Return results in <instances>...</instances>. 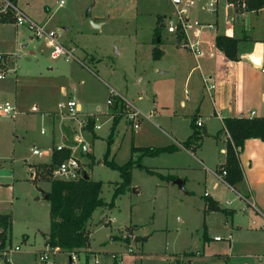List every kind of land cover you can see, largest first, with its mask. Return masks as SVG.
Instances as JSON below:
<instances>
[{
    "label": "rangeland",
    "instance_id": "obj_1",
    "mask_svg": "<svg viewBox=\"0 0 264 264\" xmlns=\"http://www.w3.org/2000/svg\"><path fill=\"white\" fill-rule=\"evenodd\" d=\"M209 1L199 5L197 0L188 17L206 26L202 38L213 43L217 29L207 27L211 18L205 17L210 15L205 9ZM59 2L15 0L31 22L56 32L57 40L73 50L74 59L52 60L46 39H37L29 27H17L13 20L0 23V54L4 56L0 72L9 71L0 80V109L10 104L18 111L15 119L0 116L1 176H6L7 184L18 183L15 203L9 185L0 188V212L13 215V234L0 248V264H70L65 252L53 253L47 263L40 261L43 251L52 254L43 238L50 228V203L36 183L49 193L53 179L45 164L48 160L32 152L36 146L51 147L62 137L69 144L84 138L91 145L83 157L86 172L102 183L101 198L107 204L113 201L122 178L105 164L106 153L119 166L130 160L142 165L132 170L131 184L115 200V207L107 205L94 213L88 225L89 246L73 256L75 264H95L96 260L98 264H171L169 260L264 264V247L260 251L248 247L254 235H261L250 231L252 201L246 202L216 177L217 153L222 156L214 144L206 140L199 150L141 157L142 149L165 148L175 138L185 141L192 132L191 114L202 97L199 70L187 83L197 63L185 49L177 48L175 36L167 31V18L174 16L169 0H67L63 8ZM224 2L220 0V7ZM228 3L239 13L246 1ZM195 9L201 15H193ZM222 10L230 11L226 5ZM95 22L102 27L95 28ZM263 27L264 17L257 18L255 32ZM156 31L162 37L159 48L169 51L159 61L153 59ZM224 32L233 36L232 25ZM184 54L186 69H180ZM64 88L81 105L79 121H97L100 130L89 126L80 131L79 121L70 118L58 125L56 114L66 99ZM113 93L126 104L114 131L119 112L112 113L108 105ZM135 110L140 113L138 130L126 117ZM177 180H186L187 186L181 189ZM216 182L219 186L214 188ZM210 199L219 202L221 211L206 213ZM16 246L21 250L15 251Z\"/></svg>",
    "mask_w": 264,
    "mask_h": 264
},
{
    "label": "crops",
    "instance_id": "obj_2",
    "mask_svg": "<svg viewBox=\"0 0 264 264\" xmlns=\"http://www.w3.org/2000/svg\"><path fill=\"white\" fill-rule=\"evenodd\" d=\"M206 2L207 0H198L199 5H204L206 4ZM210 3H212V7H210ZM219 3L220 0H210L205 7V9L210 14L205 17L211 18V21L208 20V25L215 26V29H217V34L214 38L211 36V34H208L209 38L215 39L213 43L209 42L206 38H202L204 41L203 47L206 51V55L196 58L190 52L177 45V48L180 47L181 50H184V52H186V54H189L191 57H193L195 62L197 63V65L191 69L190 74L187 78V83L189 82V78L194 71H200L202 82V97L200 99L198 108L196 109L194 114H191V116L192 118L196 117L197 121L203 123L202 129L206 128V135L202 134V143L199 148H201L202 144L207 140L219 149V154L222 157H219L217 153L218 159L215 162L216 170L214 171V174L218 178L220 175L218 173L219 170L226 163L227 144L229 142V139L226 141L225 138L226 129L224 120L227 118L238 117L264 118V37H262L264 35V27L259 33L257 31L255 32V30L253 29L255 20L259 17H264V9L252 12L243 9V11L236 13L234 12V8L232 6H229L227 8H229L230 11L226 12L225 10L223 12L222 8L225 7V5L227 6L228 0H225L221 7ZM196 14L201 15V11H196L195 9L193 11V15L196 16ZM96 23L97 22L93 23V26L95 28L97 27V29H100L103 25ZM227 25H232L233 36L227 35L224 32ZM211 29H214V27ZM66 30L68 31V28H66ZM218 35H227L229 37H234L237 39H243V37L247 36L250 39L248 41L242 40L240 42V59L238 61L229 60L222 51L217 49L216 37ZM159 45H156V47L161 50V48H159ZM162 53L163 54L161 56V59L164 55H167L169 51L166 50V52ZM186 57L187 56L185 54L180 55V69H186ZM255 59H259L260 62L257 63ZM161 73L164 74L166 72L162 71ZM206 78L211 79V84L214 86V88L208 90L204 82ZM62 91L63 95H65L67 92L65 88L62 89ZM32 109L37 110V106L33 105ZM192 133L193 130L191 134ZM191 134L188 136V138L191 136ZM188 138L185 141H179L177 140V138L174 139L175 143L179 145L178 151H190L180 146V144L185 143ZM199 148L197 150H199ZM224 150L226 151L225 153L223 152ZM240 162L244 172L243 182L237 186V190L229 186L227 183L226 184L232 190L239 193V196L246 202L252 201V203L249 204L251 205L253 210L256 211L257 215L254 214V216V211H251L252 227L250 231L252 232V234L261 235H254L252 242L248 245V247L251 249H256V251H260L259 249L264 247V236H262L264 235V233L262 232L264 230V142L260 139L247 140L245 142L243 152L240 155ZM1 169H3V165L0 167V170ZM29 170L31 173V167H29ZM5 177L6 176H1L0 171V188L2 186L9 185V190H11L10 199L11 201H13V203H15V199H17V196H15V189L18 183L14 182L12 184H7L4 181ZM182 181H185L184 186L186 187L187 181ZM222 181L225 182L224 180ZM37 183L36 188L39 191L45 193V191H43L42 185H37ZM218 186L219 183L216 182L214 184V188H217ZM213 201H215L220 207L219 202H217L216 200ZM244 210L246 211L247 208H245ZM205 211L206 213L210 212V210L208 209V204H206L205 206ZM1 215L4 214L0 212V216ZM5 215L11 216L13 234V215ZM259 229H261L262 231L259 232ZM49 231L43 233L45 246L47 242V234H49ZM205 239L209 240L207 235L205 236ZM41 252L42 251H40V253ZM81 253H79V255ZM169 261L171 262V264L180 262H176V260H174V262L173 260ZM95 264H98L97 260L95 261Z\"/></svg>",
    "mask_w": 264,
    "mask_h": 264
},
{
    "label": "trees",
    "instance_id": "obj_3",
    "mask_svg": "<svg viewBox=\"0 0 264 264\" xmlns=\"http://www.w3.org/2000/svg\"><path fill=\"white\" fill-rule=\"evenodd\" d=\"M15 2V0H13ZM247 11H259L264 9V0H245ZM158 24H160L158 22ZM162 37L160 32L156 31L154 43L159 45L158 38ZM242 40H250L247 36L243 39L229 37L227 35H218L216 37V47L222 51L231 61H238L239 44ZM162 51L157 47L153 51V59L158 61L161 59ZM264 68V65H263ZM125 102L118 96L114 97L113 105L110 107L112 113L119 112L116 120H114L112 130L114 131L123 109ZM124 112V111H123ZM197 118L193 117L191 128L193 133L183 144V148L195 151L200 147L202 141V128L197 125ZM225 129L230 135L227 144V159L225 165L219 170V174L224 176V181L232 188L237 187L244 180V172L241 167L240 155L243 152L245 142L249 139H260L264 142V118H227L224 120ZM91 128L94 122L91 121ZM198 141L193 147V142ZM138 151V149H134ZM177 146L171 145L165 148H145L142 149L141 157H154L163 153H174L178 151ZM68 156V153H55L51 167L59 164ZM109 153L105 155V164L120 172L122 183L116 188L114 199L107 204L101 198L102 183L91 179L86 180L85 176L77 182L52 181L50 199V231L47 234L46 246L53 252H65L70 256H76L89 246L91 231L88 225L94 213L105 206L115 207V200L124 193L131 184V175L134 168H140L142 165L128 161L125 165L119 166L108 160ZM89 175V174H88ZM208 209L210 211H221L220 207L213 200H208ZM12 235V220L9 215L0 216V248H4L8 237ZM6 264H8L6 262ZM176 264H181L177 262Z\"/></svg>",
    "mask_w": 264,
    "mask_h": 264
},
{
    "label": "built area",
    "instance_id": "obj_4",
    "mask_svg": "<svg viewBox=\"0 0 264 264\" xmlns=\"http://www.w3.org/2000/svg\"><path fill=\"white\" fill-rule=\"evenodd\" d=\"M169 2L174 8V16L167 18L168 33L175 36L177 45L190 52L194 57L199 58L205 56L206 51L203 47L204 41L202 39V30L206 26L201 24L200 22L192 21L188 17L189 12L196 7L197 0H169ZM66 3L67 0H60L59 7H64ZM210 4V7H212V3ZM229 6L232 5L228 3L227 7ZM245 8L246 4L243 3V9ZM9 20H13L14 25H16L17 27H29L31 31L35 32L37 39H46V46L50 48V57L52 58V60L66 58L68 61L70 58H75L73 50L71 48H67L57 40L58 34L56 32H47L44 27L37 26L36 24L31 22L13 0H0V23H6ZM207 27L213 28L214 26L208 25ZM190 31H192V33ZM2 61H4V56L0 54V62ZM8 73L0 72V80L6 79ZM204 82L208 90L214 88V86L211 84L210 78H206ZM116 96H118L116 93L112 94V97L108 100L109 106L113 105V100ZM65 98V101L59 105L60 110L56 114V117L59 120L58 125H62V122L69 118L79 121L78 118L80 115H82L81 105L68 94H65ZM0 116H7L15 119L18 116L16 106L7 104L5 107L0 109ZM126 117L128 122L133 125V128L135 130H138L140 124V113L137 111L130 112ZM96 122L97 121L94 122L93 128L96 130H100L101 126ZM90 125L91 121H89V119H83L79 121V130L83 131ZM197 125L199 128L203 127V123L200 121H198ZM41 133L43 135H46L47 129H43ZM54 134L55 131L54 128H52V139L54 137ZM225 135L226 141L230 139V135L227 130ZM78 142V144H69L62 137L59 143H55L51 147L47 148L34 147L32 152L34 156L45 158L48 160L45 162V164H48V166H50L51 177L54 181L77 182L82 179L87 173L83 157L89 153L91 148V145L87 141H85L84 138L78 139ZM223 152L225 153L226 151L224 150ZM55 153H68V156H66V158L62 160L61 163L51 167ZM224 176H226V172H223V174L220 175L219 178L224 180ZM14 250L20 251V247L16 246ZM51 252L52 254L50 253V250H48L45 251L43 255L41 254L40 261L42 263L49 262L50 257L54 256L53 253L56 254L53 251ZM118 264L122 263L119 262Z\"/></svg>",
    "mask_w": 264,
    "mask_h": 264
},
{
    "label": "water",
    "instance_id": "obj_5",
    "mask_svg": "<svg viewBox=\"0 0 264 264\" xmlns=\"http://www.w3.org/2000/svg\"><path fill=\"white\" fill-rule=\"evenodd\" d=\"M96 28H97V27H96ZM160 42H161V38L159 37V38H158V43L160 44ZM255 61H256L257 63L260 62L259 59H255ZM202 132H203L204 135H206V128L202 129ZM85 179H86V180H89V179H90V176L88 175V173L85 174ZM176 184L179 185V187H180L181 189H184V188H185V186H184V185H185V181L177 180V181H176ZM43 198H44L46 201H49L50 196H49V194L44 193V194H43ZM69 260H70V264H74V261H73V257H72V256L69 257Z\"/></svg>",
    "mask_w": 264,
    "mask_h": 264
}]
</instances>
